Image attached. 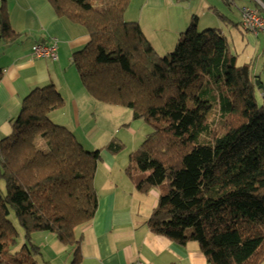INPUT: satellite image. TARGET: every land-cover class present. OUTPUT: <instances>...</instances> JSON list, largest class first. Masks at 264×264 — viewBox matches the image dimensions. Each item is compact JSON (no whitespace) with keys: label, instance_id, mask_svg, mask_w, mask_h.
Listing matches in <instances>:
<instances>
[{"label":"trees","instance_id":"1","mask_svg":"<svg viewBox=\"0 0 264 264\" xmlns=\"http://www.w3.org/2000/svg\"><path fill=\"white\" fill-rule=\"evenodd\" d=\"M48 1L59 17L89 32L90 42L72 57L85 91L132 109L154 129L127 169L138 193L161 190L150 231L180 245L197 242L208 264H264V79L255 76L254 64L239 66L223 32L200 31L198 17L174 50L161 55L140 23L125 19L131 0ZM8 12L2 0L0 45L20 37ZM214 91L225 118L220 133L202 144L213 107L207 95ZM64 105L54 86L36 88L0 140V264H38L42 254L34 244L12 250L19 236L12 215L26 240L53 232L71 244V264L83 262L79 230L99 208L102 157L52 121L50 114ZM107 149L118 154L123 145L112 141Z\"/></svg>","mask_w":264,"mask_h":264},{"label":"crops","instance_id":"2","mask_svg":"<svg viewBox=\"0 0 264 264\" xmlns=\"http://www.w3.org/2000/svg\"><path fill=\"white\" fill-rule=\"evenodd\" d=\"M4 1L11 27L20 37L15 42L0 45V70L3 72L0 82V140L12 132L11 120L18 117L23 100L36 88L54 86L65 99V110L80 118L89 107L84 103H88L91 96L82 86L72 57L90 42L88 30L68 18L59 17L48 0ZM202 1L206 3L202 4ZM218 1L221 0H131L125 19L138 21L159 54L164 55L172 51L196 13L208 17L207 24L220 25L215 11L222 12L223 8ZM254 3V6L248 2L243 6L257 9L258 2L255 0ZM241 21L240 13L236 24L232 22L238 27H227L230 35L236 38L232 40L233 51L240 55L251 47L263 50L264 54V32L254 35L245 31ZM204 25L208 29L209 26ZM54 40L58 46L56 60L33 55L35 44H48ZM262 61L261 71L254 66V73L263 81ZM82 95L84 103L78 100ZM114 181L112 177L97 189L100 199L97 214L79 230L82 235V264H134L137 261L147 264H208L197 242L180 245L153 234L148 228L147 221L158 200L159 189L140 194L133 185H125L122 191L119 182ZM149 196L153 199L149 200Z\"/></svg>","mask_w":264,"mask_h":264},{"label":"rangeland","instance_id":"3","mask_svg":"<svg viewBox=\"0 0 264 264\" xmlns=\"http://www.w3.org/2000/svg\"><path fill=\"white\" fill-rule=\"evenodd\" d=\"M218 2L220 3V8H223L221 9L223 13L220 10L215 11V16L219 19L220 25L214 26L213 24H207L208 17L204 18L202 17V13H199L200 15L196 13V17H198V29L200 31L205 30L204 23L209 26L208 28H217L223 32L230 41L231 46L234 47L232 40L234 41L236 38L230 35L227 27L229 26L230 29L237 28L238 25H233V23L236 24V20L239 19V14L241 13L240 9L244 7L243 5L247 4V2L251 6H254L255 3L252 0H221ZM204 3L206 2L202 1V4ZM211 12H213V10H211ZM237 46L239 51V43H237ZM238 56L239 66L252 62L255 69L259 68L261 71L263 66L262 60H264L263 50L259 51L250 47L247 53ZM209 96L207 95V98L210 100L213 107L212 112L205 123L204 132L200 134L198 139V142L202 144H205L207 141L209 142L212 139L214 132L216 133L219 131L220 133V127L225 118L221 115L218 92L214 91L213 95ZM255 96L258 104L262 105L263 99L259 90L256 91ZM78 100H83L84 103V96H79ZM87 100L88 103H84V106L89 107L80 115V118L74 113H71L70 110L66 111L63 106L52 112V121L57 125L65 126L72 130L86 150H101L102 159L99 163L95 180V186L97 189L101 188L103 183L109 181L112 177H114V183L116 181L119 182L122 191L124 190L125 185L134 186L132 179L128 177L127 174V169L131 163V155L140 149L146 137L153 132V127L142 118L135 119L132 109L104 104L96 101L93 97H91L90 100ZM112 141L120 142L123 145V150L120 153L112 154L107 149V146ZM160 192L161 190L159 193ZM149 197V200L153 199V197ZM11 219L14 221L15 226L17 225L19 232L17 243L12 247L13 251L21 249L25 244H28V247H31L34 244L42 248V254L38 255L36 258L38 264H71L73 258L71 244L65 246V244L58 240L55 233L49 231H37L33 233L31 240L28 241L25 239L23 230L18 225L17 220H15L13 215L11 216Z\"/></svg>","mask_w":264,"mask_h":264},{"label":"built area","instance_id":"4","mask_svg":"<svg viewBox=\"0 0 264 264\" xmlns=\"http://www.w3.org/2000/svg\"><path fill=\"white\" fill-rule=\"evenodd\" d=\"M242 14V27L254 34L259 35L264 32V15L256 8L244 6L241 8ZM33 55L36 58H44V59H57V41H53L52 43H40L35 44L32 47ZM134 264H147L143 261H137Z\"/></svg>","mask_w":264,"mask_h":264},{"label":"water","instance_id":"5","mask_svg":"<svg viewBox=\"0 0 264 264\" xmlns=\"http://www.w3.org/2000/svg\"><path fill=\"white\" fill-rule=\"evenodd\" d=\"M256 1L264 8V4L260 0H256Z\"/></svg>","mask_w":264,"mask_h":264}]
</instances>
